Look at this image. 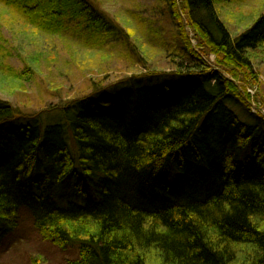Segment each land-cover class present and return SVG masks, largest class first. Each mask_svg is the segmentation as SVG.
I'll return each mask as SVG.
<instances>
[{
	"label": "trees",
	"instance_id": "obj_1",
	"mask_svg": "<svg viewBox=\"0 0 264 264\" xmlns=\"http://www.w3.org/2000/svg\"><path fill=\"white\" fill-rule=\"evenodd\" d=\"M232 1L167 0L177 35L172 53L163 45L194 74L182 83L126 78L55 109L62 122L46 127L18 123L0 99V236L27 209L44 241L74 251L65 264H264V115L249 125L224 103L252 115L234 81L257 78L264 14L233 38L216 9ZM0 3L39 33H84L88 49L128 38L86 0ZM136 18L134 34L156 35Z\"/></svg>",
	"mask_w": 264,
	"mask_h": 264
},
{
	"label": "rangeland",
	"instance_id": "obj_2",
	"mask_svg": "<svg viewBox=\"0 0 264 264\" xmlns=\"http://www.w3.org/2000/svg\"><path fill=\"white\" fill-rule=\"evenodd\" d=\"M86 1L108 21L120 25L128 36L126 44L112 40L104 51L88 49L80 40L84 33H68L70 35L62 37L39 33L0 3V99L18 110V123L43 127L59 124L62 118L55 109L91 94L94 89H99V96L111 92L115 84L126 78L153 73L161 83H182L194 75L189 70L181 73L173 64V56L166 53L168 47L163 45L169 44L172 53L176 46L173 39L177 35L167 0ZM176 1L181 4V0ZM216 9L232 37L236 38L264 14V0H233L217 4ZM137 16L155 36L147 40L134 34ZM185 31L198 49L195 33L188 27ZM215 60L216 56H206V63L218 70ZM251 61L257 78H240L234 83L246 87L251 103L256 104L250 107L252 115L234 98L224 101L241 121L249 125L256 122V115H264L261 101L264 98V46L251 53ZM26 69L29 71L19 78L17 74ZM219 72L223 71L219 69ZM224 76L233 80L229 74ZM74 257V251L62 252L40 237L27 209L20 212L18 228L0 236V264H65Z\"/></svg>",
	"mask_w": 264,
	"mask_h": 264
}]
</instances>
